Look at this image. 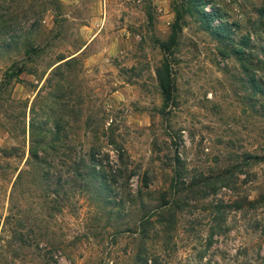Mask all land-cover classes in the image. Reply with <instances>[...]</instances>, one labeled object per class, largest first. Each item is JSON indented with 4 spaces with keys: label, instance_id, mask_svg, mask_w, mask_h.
I'll return each instance as SVG.
<instances>
[{
    "label": "rangeland",
    "instance_id": "obj_1",
    "mask_svg": "<svg viewBox=\"0 0 264 264\" xmlns=\"http://www.w3.org/2000/svg\"><path fill=\"white\" fill-rule=\"evenodd\" d=\"M256 157L264 0H0V264H264Z\"/></svg>",
    "mask_w": 264,
    "mask_h": 264
},
{
    "label": "trees",
    "instance_id": "obj_2",
    "mask_svg": "<svg viewBox=\"0 0 264 264\" xmlns=\"http://www.w3.org/2000/svg\"><path fill=\"white\" fill-rule=\"evenodd\" d=\"M203 15H205V18H208L211 23V19H213L214 17H217V13H213V14H208V13H203ZM209 23V24H210ZM63 61V60H62ZM243 64L245 67H247L246 65V60L243 61ZM61 64L56 66L54 71H59L61 68ZM23 70L22 69H19L18 71H12V73H10L9 75V80H12L14 78H16L17 76H19L20 74H22ZM158 80H159V84L162 88V91H163V95L165 97V101L167 103H169L172 99V96H173V90H174V86H173V79H172V76H171V73L169 71V67L167 66V64L164 65V68L163 70L159 71L158 72ZM260 93H262L263 91H259ZM43 150V151H41ZM44 150L45 148L43 147V143L41 142H36L35 140H32L31 141V147H30V154H31V157L32 159L37 163V164H47L45 159L42 158L40 156V153L43 152L44 153ZM256 159H259L261 161H264V157H256ZM91 161L93 163V167H92V174L93 176H95L96 174V170H97V164H95V155H92L91 156ZM84 167V170H81L82 168ZM87 166L85 165V161L83 159H80L79 162H75L74 163V168H75V179H80V180H84L86 176H88V173L86 171V168ZM104 185H107V181L106 180H101V186H104ZM180 186V183L177 181H172V185H171V189H178V187ZM169 206V205H168ZM163 208H168L167 205H165L164 207L160 208V209H163ZM169 209H170V206H169ZM148 260L146 258L145 262L146 264H148Z\"/></svg>",
    "mask_w": 264,
    "mask_h": 264
}]
</instances>
